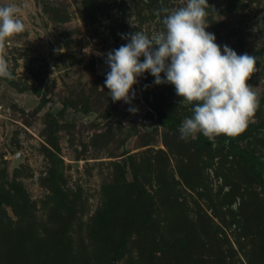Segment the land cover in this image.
I'll return each instance as SVG.
<instances>
[{"label": "rangeland", "instance_id": "rangeland-1", "mask_svg": "<svg viewBox=\"0 0 264 264\" xmlns=\"http://www.w3.org/2000/svg\"><path fill=\"white\" fill-rule=\"evenodd\" d=\"M8 4L25 31L0 77V264H264V0H208L221 51L257 58L259 107L235 137L187 140L172 84L146 71L130 104L104 85L122 34L186 0Z\"/></svg>", "mask_w": 264, "mask_h": 264}, {"label": "clouds", "instance_id": "clouds-1", "mask_svg": "<svg viewBox=\"0 0 264 264\" xmlns=\"http://www.w3.org/2000/svg\"><path fill=\"white\" fill-rule=\"evenodd\" d=\"M209 7L208 0H186L185 6L171 11L161 7L164 31L151 36L143 31L122 34L129 42L106 54L110 71L104 85L113 102L130 104L137 77L147 71L155 84H172L176 95L192 105V115L178 129L183 140L197 133L209 139L235 137L246 130L259 107L258 93L247 83L257 70V58L238 55L227 45L221 51L215 35L206 31ZM18 11L14 4L0 6V77L7 79L14 77L6 42L25 31Z\"/></svg>", "mask_w": 264, "mask_h": 264}, {"label": "water", "instance_id": "water-1", "mask_svg": "<svg viewBox=\"0 0 264 264\" xmlns=\"http://www.w3.org/2000/svg\"><path fill=\"white\" fill-rule=\"evenodd\" d=\"M22 159V155L20 152H16L14 155H13V161L16 163V162H19L20 160Z\"/></svg>", "mask_w": 264, "mask_h": 264}]
</instances>
